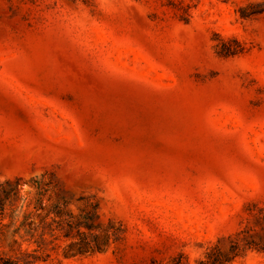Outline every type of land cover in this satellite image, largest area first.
<instances>
[{"label":"rangeland","instance_id":"obj_1","mask_svg":"<svg viewBox=\"0 0 264 264\" xmlns=\"http://www.w3.org/2000/svg\"><path fill=\"white\" fill-rule=\"evenodd\" d=\"M233 245L264 264V0H0V256Z\"/></svg>","mask_w":264,"mask_h":264},{"label":"trees","instance_id":"obj_2","mask_svg":"<svg viewBox=\"0 0 264 264\" xmlns=\"http://www.w3.org/2000/svg\"><path fill=\"white\" fill-rule=\"evenodd\" d=\"M87 226H90L89 223H85ZM81 237L84 233H78ZM82 243L79 244L77 249H75L72 255L82 254L88 251L87 247L89 248L91 245L85 238H82ZM245 247H243L244 249ZM238 246H232L228 252H222L218 249L212 250L207 253L206 259H202L199 261V264H228L231 260H233L236 256L240 255V252L243 250ZM39 258V257H34ZM0 264H21L19 259L10 256V255H1L0 256ZM182 264V263H177Z\"/></svg>","mask_w":264,"mask_h":264}]
</instances>
